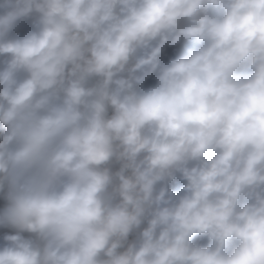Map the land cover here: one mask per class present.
<instances>
[{"label":"clouds","instance_id":"clouds-1","mask_svg":"<svg viewBox=\"0 0 264 264\" xmlns=\"http://www.w3.org/2000/svg\"><path fill=\"white\" fill-rule=\"evenodd\" d=\"M0 264H264V0H0Z\"/></svg>","mask_w":264,"mask_h":264}]
</instances>
